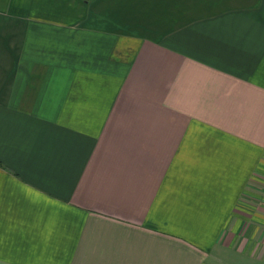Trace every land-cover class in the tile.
I'll return each mask as SVG.
<instances>
[{
  "label": "crops",
  "instance_id": "obj_1",
  "mask_svg": "<svg viewBox=\"0 0 264 264\" xmlns=\"http://www.w3.org/2000/svg\"><path fill=\"white\" fill-rule=\"evenodd\" d=\"M0 264H264V0H0Z\"/></svg>",
  "mask_w": 264,
  "mask_h": 264
}]
</instances>
